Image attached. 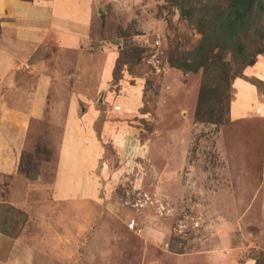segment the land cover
I'll return each mask as SVG.
<instances>
[{
  "label": "rangeland",
  "instance_id": "obj_1",
  "mask_svg": "<svg viewBox=\"0 0 264 264\" xmlns=\"http://www.w3.org/2000/svg\"><path fill=\"white\" fill-rule=\"evenodd\" d=\"M84 2L42 117L0 114V236L51 230L59 264H264V119L228 117L237 82L264 90V0Z\"/></svg>",
  "mask_w": 264,
  "mask_h": 264
},
{
  "label": "crops",
  "instance_id": "obj_2",
  "mask_svg": "<svg viewBox=\"0 0 264 264\" xmlns=\"http://www.w3.org/2000/svg\"><path fill=\"white\" fill-rule=\"evenodd\" d=\"M84 1L0 0V87L4 88L3 100L0 102L6 104L5 110L0 114L42 117L45 113L43 108L50 103L47 96L51 82L48 80L54 79L58 74V69L55 68L57 64H52L47 58L56 60L57 53L62 51L65 57L81 55L77 51V45L78 41L83 40L87 27L84 19L93 17L90 12L92 7L87 6ZM59 46L62 48H57ZM38 59L44 60L46 65L50 63L48 67L52 66L54 69L52 77L45 76L41 70L43 65L39 66ZM252 68L254 74L264 80V63L258 61ZM72 78L71 98L68 94L71 108L69 116L77 114L76 99L79 97L75 89L77 75ZM236 85L238 90L228 109L229 121L233 123L264 119V90L253 82H237ZM88 96L84 95V98L87 99ZM11 105L14 106L13 110L9 108ZM83 165L84 162L77 161L74 166H69L83 170ZM82 175L85 176L80 181L68 184L74 187L73 199L94 200L93 179L88 178L86 172ZM47 231L41 241L32 243L22 235L13 238L0 236V264L63 263V256L55 251L60 244L53 231Z\"/></svg>",
  "mask_w": 264,
  "mask_h": 264
},
{
  "label": "trees",
  "instance_id": "obj_3",
  "mask_svg": "<svg viewBox=\"0 0 264 264\" xmlns=\"http://www.w3.org/2000/svg\"><path fill=\"white\" fill-rule=\"evenodd\" d=\"M238 13V12H237ZM173 64H174V62H173Z\"/></svg>",
  "mask_w": 264,
  "mask_h": 264
}]
</instances>
